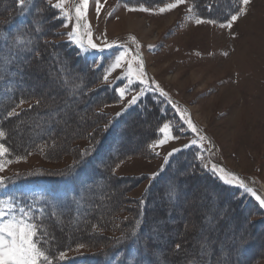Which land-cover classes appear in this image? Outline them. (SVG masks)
<instances>
[{
    "label": "trees",
    "instance_id": "obj_1",
    "mask_svg": "<svg viewBox=\"0 0 264 264\" xmlns=\"http://www.w3.org/2000/svg\"><path fill=\"white\" fill-rule=\"evenodd\" d=\"M171 2L122 0L128 8L149 9ZM185 2L197 18L217 24H226L244 9L241 0ZM64 24L67 20L50 0H26L23 5L0 0V143L8 148L4 159L18 162L37 156L49 165L69 160L59 168L37 165L0 183L10 199L26 206L20 189H45L32 198L35 211L29 212L28 222L38 229L37 243L42 242L50 264H264L259 242L264 241V209L251 194L213 174L206 162L208 151L189 143L153 176L116 173L130 159L158 158V129L164 123L179 139L193 135L159 90L145 92L120 115L107 112L122 102L116 89L127 79L110 81L108 73L105 81L108 59L91 60L65 39ZM144 78L151 84L150 77ZM140 88L135 82L128 93L136 95ZM21 98L25 103H19ZM13 109L19 115L8 117ZM212 164L217 166L216 161ZM229 174L264 198V185L256 177L246 175L255 181L251 187L225 168V179L232 178ZM144 183L143 193L132 196ZM208 197L211 202H203ZM192 201L196 205L184 207ZM206 228L211 231L207 236Z\"/></svg>",
    "mask_w": 264,
    "mask_h": 264
},
{
    "label": "rangeland",
    "instance_id": "obj_2",
    "mask_svg": "<svg viewBox=\"0 0 264 264\" xmlns=\"http://www.w3.org/2000/svg\"><path fill=\"white\" fill-rule=\"evenodd\" d=\"M50 2L54 6L58 2L62 4L63 17L69 18L65 30L71 32L76 21L75 10L82 5V0ZM99 3L97 14L95 0H89L86 20L82 21L85 37L79 30L84 45L91 40L97 48L86 47L88 50L84 52L91 60L102 62L107 58L111 64L120 51L127 50L122 67L109 73L110 81L116 82L119 76L127 75L130 68L134 84L140 70L146 71V76L166 93L165 98L172 107L179 109L178 115L186 114L197 129L196 132L189 129L193 135L190 138L157 146L156 160L130 159L120 164L116 173L153 176L171 149L196 140L195 145L209 152L206 162L210 168L216 161L217 166L238 172L250 186L255 187V182L246 175L256 177L264 185V0H251L231 28L221 26L226 24H197L199 18L186 2L162 14L159 9L144 12L141 8H128L122 0H99ZM89 26L90 37L87 35ZM65 39H69L67 35ZM106 44L114 47L107 48ZM116 48L118 50L114 51ZM151 90L144 89L145 92ZM131 97L128 93L119 105L109 107L107 112L118 114ZM80 116L82 118L83 113ZM69 135L71 137L73 132ZM201 136L205 139L200 140ZM63 145L62 148L66 147ZM4 156L0 157L3 164L0 179L37 165L59 168L69 162L49 165L37 156L11 162ZM146 186L144 183L132 196H140ZM20 191L28 206L15 201L14 197L10 199L9 190H0V208L6 212L0 223L13 218L29 221V212L35 211L32 198L45 193L43 187L32 185ZM210 199L203 202H211ZM186 205L192 207L196 203L192 201L184 207ZM205 230L206 236L210 234L209 229ZM202 242H198V246ZM259 242L264 246V241Z\"/></svg>",
    "mask_w": 264,
    "mask_h": 264
},
{
    "label": "snow or ice",
    "instance_id": "obj_3",
    "mask_svg": "<svg viewBox=\"0 0 264 264\" xmlns=\"http://www.w3.org/2000/svg\"><path fill=\"white\" fill-rule=\"evenodd\" d=\"M26 2V0H19V3L23 5ZM96 2V11L97 14H99L100 11V3L99 0H95ZM251 0H241V3L245 6L249 5ZM185 3V0H174V2L168 3L167 7H161L159 8V13H164L165 11L172 10L177 8L179 5ZM56 9L63 12L62 4L56 3L54 6ZM89 7V0H82V5L80 7L76 8V21L72 28L71 32H68L66 35L69 38V42L75 44L78 48L84 49L87 51V48L85 47L83 40L81 39V33L79 30L85 25L82 23L83 20H86V11ZM144 12H150L153 11L152 9H149L147 7H142L140 9ZM244 14V9L241 8L239 11H237L235 14H233L230 19L227 21L226 25L228 28H231L232 25L239 19V17ZM64 19H69L66 15L63 17ZM217 23L214 20H205L203 18L197 19L196 23ZM64 27H67V24L63 25ZM87 35L91 36L90 26L89 31L87 32ZM89 45L92 49H96L97 45L95 43H92L91 40H89ZM105 47L111 48L114 47L112 44H106ZM151 47V46H150ZM127 54V50L120 51L118 55L115 56L114 61L110 64L108 68L105 69V75L104 80H108V73H111L115 71L118 68L122 67V63L125 61V56ZM145 73L141 72L136 77V82L141 85L140 91L131 97L130 100H128L126 108L131 107L133 105L138 104V102L141 100V97L145 95V88L151 87L153 91L159 90L161 96H166V93L163 91V89L159 88V85L156 84L154 81L149 84L147 79H145ZM118 79L125 80L127 79V84L124 86L118 87L116 89V92L118 93L121 100H123L126 95L128 94L132 84L133 80L131 79V69L129 68V73L127 75L119 76ZM20 104L25 103V100L21 98ZM39 103V101H38ZM19 106V105H17ZM31 107V105H30ZM126 108L124 110H126ZM179 111V109H177ZM19 113H17L14 109L12 111H9L7 113L8 117L17 116ZM118 115H120L118 113ZM181 121L186 123L188 125V128L192 132H196L197 129L193 126L191 119L186 114H181ZM176 131H182L181 129H177ZM158 132L161 134V137L156 141V146H163L166 143H168L170 140H176L179 139V135L172 134L170 124L164 123L162 127H159ZM4 133L0 131V137H3ZM200 140L205 139V137L201 136L199 138ZM197 143L196 140L191 141L192 145H195ZM189 145H184L183 148H187ZM183 148H173L168 153V157L165 158V164H167L168 159L174 155L176 152L182 151ZM8 152V148L5 147L4 143H0V157L4 156ZM3 169V164H0V170ZM212 172L214 175L217 176L221 182L228 184L232 187H236L240 190H243L245 194H251L256 201H258L259 207L261 209H264V198H261V196L257 195L252 189L248 188L243 181L239 180V177H236L234 174H229L232 176L231 179H225V176L223 173H225V169H223L220 166L214 165L212 168ZM234 181H239L238 183H235ZM0 183H4L2 179H0ZM6 215V212L0 208V218H3ZM38 229L36 226L30 222H28L25 219L16 220L15 218L11 220H6L3 223H0V264H50V256L45 253V251L42 250V242L40 244L37 243L38 240ZM80 247H83V245H80ZM177 248L180 246L177 245Z\"/></svg>",
    "mask_w": 264,
    "mask_h": 264
},
{
    "label": "crops",
    "instance_id": "obj_4",
    "mask_svg": "<svg viewBox=\"0 0 264 264\" xmlns=\"http://www.w3.org/2000/svg\"><path fill=\"white\" fill-rule=\"evenodd\" d=\"M111 31H112V29H111ZM114 36H115V34H114ZM207 133V132H206Z\"/></svg>",
    "mask_w": 264,
    "mask_h": 264
}]
</instances>
